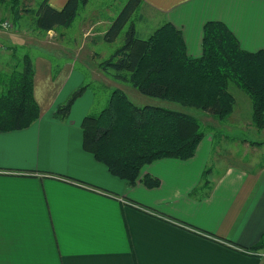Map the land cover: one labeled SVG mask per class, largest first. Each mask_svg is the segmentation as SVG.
<instances>
[{"label": "crops", "instance_id": "1", "mask_svg": "<svg viewBox=\"0 0 264 264\" xmlns=\"http://www.w3.org/2000/svg\"><path fill=\"white\" fill-rule=\"evenodd\" d=\"M64 1L49 3L60 8ZM142 1L158 25L168 21L180 30L190 57L202 53L208 20L223 22L243 49L264 48V0ZM23 39L0 35V45L23 46ZM71 40L60 39L58 50L67 58L55 77L49 58H33L38 118L22 129L0 130V264H264L261 249H251L264 233V165L230 164L211 178V189L192 194L209 160L205 135L192 157L141 167L140 176H156L158 186L131 185L111 174L83 148L80 123L97 82L119 83L104 72V79L96 77L87 56L75 55L77 68L69 43L82 46L84 35ZM83 83L88 86L68 115L55 117V106Z\"/></svg>", "mask_w": 264, "mask_h": 264}, {"label": "trees", "instance_id": "2", "mask_svg": "<svg viewBox=\"0 0 264 264\" xmlns=\"http://www.w3.org/2000/svg\"><path fill=\"white\" fill-rule=\"evenodd\" d=\"M87 2L65 0L56 8L49 0H40L35 9H30L23 0H0V10L9 11L15 24L26 11L31 23L46 32L70 26L79 7ZM142 3L126 0L113 17L103 37L111 42L124 31L122 41L108 56H100L98 67L114 80L130 83L143 95L202 109L219 121L229 117L237 109L236 103L245 98L251 104L252 125L257 130L264 128V48L243 49L223 22L208 20L203 26L202 53L190 57L180 30L168 21L147 36L138 34L131 15L142 8ZM4 46L9 52L0 51V130L11 131L33 123L40 107L33 94V56L22 46ZM87 86L83 83L76 87L55 106L53 115L65 118ZM209 124V130L217 128ZM80 125L83 148L104 163L111 174L131 185L140 180L148 187L158 186L159 178L148 173L140 176L145 163L163 157L188 159L206 134L196 115L166 104H136L120 84L110 90L104 105L82 117ZM220 134L211 133V148ZM263 165L264 162L258 166ZM210 170V166H205L192 194L211 189ZM251 249H264V233Z\"/></svg>", "mask_w": 264, "mask_h": 264}, {"label": "rangeland", "instance_id": "3", "mask_svg": "<svg viewBox=\"0 0 264 264\" xmlns=\"http://www.w3.org/2000/svg\"><path fill=\"white\" fill-rule=\"evenodd\" d=\"M39 1L40 0H23V3L26 7L35 9V7L38 6ZM125 1L126 0H88L84 6L79 7L70 26L59 27L58 29L52 30L50 32L51 36H48L49 34L45 31L38 30L31 23V16L25 10V18H22L19 24L13 23L9 11L2 12V10H0L1 19H7L8 22L11 23L8 27L0 25V35L5 38L7 34H21V37H23V40L26 42V44L22 46V49L26 50L27 48L33 58L39 55L49 58L52 64L51 75L54 77L64 65L67 58L65 53H61V51L58 50V48H60V39H82L84 35L85 40L82 43V46L76 42L69 43L70 53L68 58L71 62L76 64L75 66L77 68H80L81 65L77 57L82 58L87 56L90 58L87 59L89 60V64H91V68L98 73V75L96 74V77L104 79L100 78L102 75H99V73L103 72V70L97 65V62L100 59L99 55L90 56L92 55V51L95 53L97 52V54L101 53L100 56L102 57L108 56L117 46L120 45L124 31H121L111 42L106 41L103 34L113 17L118 14ZM131 17L135 22L137 32L140 36H147L156 26H158L159 18L153 16L149 11L146 12L144 8L135 11ZM48 39L58 40H54L50 43ZM0 51L4 54L9 52V49L2 46V48L0 47ZM75 55H77V57ZM110 76L111 75H106L105 78L107 80L114 79ZM87 77L85 78L88 79ZM116 81L124 89L128 97L136 104H166L169 107L178 108L196 115L201 122H203V128L206 132L205 135H209L208 137H210L211 141V133L214 131L221 132L219 137H215L216 142L214 146L211 148L210 145V155L207 163V166L211 167V170L208 172L210 178L220 175L226 166L230 164L254 169L264 162V128L257 130V128L252 125L250 119L251 104L247 99L244 98L243 101H239V104L237 102L235 107L237 109L229 117H226L225 120L219 121L217 118L202 109L185 107L176 103L168 104V102L162 101L158 98L141 94L130 83L126 84L118 80ZM112 88L113 87L109 86H99L97 84L95 86L93 103L86 113L98 110L104 105ZM235 93L237 95V92ZM241 93L243 92L241 91ZM44 96H46V93ZM210 122L217 127L214 131L209 130L212 128L209 124ZM252 141H259L260 143L254 144Z\"/></svg>", "mask_w": 264, "mask_h": 264}, {"label": "built area", "instance_id": "4", "mask_svg": "<svg viewBox=\"0 0 264 264\" xmlns=\"http://www.w3.org/2000/svg\"><path fill=\"white\" fill-rule=\"evenodd\" d=\"M0 25L3 26V27H8L11 25V23L8 22L7 19L3 20V21H0ZM258 255L264 257V249H261L259 252H258Z\"/></svg>", "mask_w": 264, "mask_h": 264}]
</instances>
